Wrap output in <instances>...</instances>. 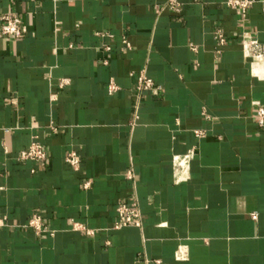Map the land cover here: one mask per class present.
Listing matches in <instances>:
<instances>
[{
  "label": "crops",
  "instance_id": "obj_1",
  "mask_svg": "<svg viewBox=\"0 0 264 264\" xmlns=\"http://www.w3.org/2000/svg\"><path fill=\"white\" fill-rule=\"evenodd\" d=\"M176 1L0 0L22 30L0 39V264H264V82L241 48H264V0ZM140 73L159 90L137 97ZM33 141L38 165L17 159ZM121 204L141 228L112 229Z\"/></svg>",
  "mask_w": 264,
  "mask_h": 264
},
{
  "label": "built area",
  "instance_id": "obj_2",
  "mask_svg": "<svg viewBox=\"0 0 264 264\" xmlns=\"http://www.w3.org/2000/svg\"><path fill=\"white\" fill-rule=\"evenodd\" d=\"M255 0H227L226 5L234 10L239 11L242 17L246 16L247 11L250 7L255 3ZM161 7H166L174 12L180 11V5L176 0H162V3L159 5H155V10H159ZM0 39L9 38V39H17L22 35L21 30V20L20 18L13 13H6L0 17ZM96 36L99 37H108L112 38L111 35L108 34H100L97 33ZM219 45L223 44V39L217 37ZM122 44L125 48H129V43L126 39L122 40ZM242 55L245 59L250 60L252 64V68L250 69L251 76L255 78H260L264 82V48L262 44L255 38L249 35L242 36ZM192 50H195L193 46H191ZM106 51H109V47H105ZM104 64H107L106 61ZM260 69L261 74L258 72ZM135 93L137 97H141L145 93L156 92L159 90V87L156 86L153 81L148 78L143 73H140L136 80L135 84ZM115 91V86L111 83L108 87V92L112 93ZM255 123L259 127L264 126V107L258 106L255 109L254 116ZM196 137L202 136L201 133L196 132ZM17 159L23 162H32L36 165L41 164L47 159V152L43 145H41L38 141H33L25 150L21 151ZM65 161L68 165H70L74 169H78L79 167V158L74 152H70L65 157ZM127 178L131 179L132 174L130 172L127 173ZM251 218L253 220L256 219V215L252 214ZM4 219L0 218V226L3 225ZM27 226L35 231L36 234L45 233L46 227L43 223L42 218L39 215H34L28 221ZM135 227L141 228L142 226V217L138 207L135 204L118 205L116 208V220L112 224L113 230H118L123 227Z\"/></svg>",
  "mask_w": 264,
  "mask_h": 264
}]
</instances>
